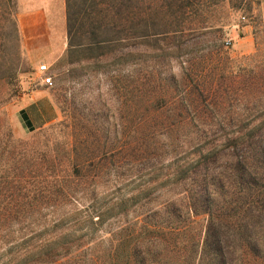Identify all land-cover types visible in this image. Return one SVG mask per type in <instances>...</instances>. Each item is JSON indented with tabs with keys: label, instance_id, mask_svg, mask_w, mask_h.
Listing matches in <instances>:
<instances>
[{
	"label": "rangeland",
	"instance_id": "1",
	"mask_svg": "<svg viewBox=\"0 0 264 264\" xmlns=\"http://www.w3.org/2000/svg\"><path fill=\"white\" fill-rule=\"evenodd\" d=\"M184 1L192 6L143 0L148 35L119 23L102 35L111 42L77 35L71 47L67 23L64 35L31 34L23 12L33 0H0V264L198 258L209 215L186 212V195L201 196L192 174L207 163L210 188L224 194L232 137L264 128V0ZM38 89L57 117L28 128L20 109ZM215 198L214 207L227 199ZM172 207L184 221L167 228L159 222ZM251 214L226 210L224 264H264V223L245 235ZM148 215L160 226L135 224ZM79 226L89 234L76 247ZM218 258L211 250L208 264Z\"/></svg>",
	"mask_w": 264,
	"mask_h": 264
},
{
	"label": "trees",
	"instance_id": "2",
	"mask_svg": "<svg viewBox=\"0 0 264 264\" xmlns=\"http://www.w3.org/2000/svg\"><path fill=\"white\" fill-rule=\"evenodd\" d=\"M169 4L174 2H180L182 9H186L190 2H185L184 0H167ZM188 3V4H187ZM185 5V6H183ZM66 11H67V28L69 44L71 47L79 46L81 44H76L74 37L77 35H89L92 44H99L102 42H111L113 38L102 36L104 34H110L112 30L118 28L119 23H124V26L120 24L121 27H128V31H133V37L148 35L144 28L145 12L143 0H66ZM185 12V11H184ZM84 27L89 29L83 30ZM124 30L123 28H121ZM157 33V32H156ZM236 136L232 137L231 153L228 157L226 165L224 166L225 177L228 182L229 190L224 194L218 191H214L210 188L208 180L209 177L213 176L212 168L205 164L200 172L198 168L193 174V180L191 183H195L200 197L194 199V195H186L185 198L191 197L190 200L186 202V212L189 217L193 215H199L201 213H207L208 223L205 232V237L203 239V244L200 250H197L198 258L194 257L193 264H208L209 254L213 250L217 257H219L220 264L225 263V253L226 246L224 243V232L223 226L225 222L226 210L229 207H246L249 210L258 211L259 214H251L248 218L251 222V226H247V239H255L253 228L255 223H264V128L258 130L249 131H238ZM230 141V139H229ZM202 161H207V158L201 159ZM199 173L203 176L202 180L197 177ZM199 182V184H198ZM225 196L227 199H222L221 202L223 206L214 207V196ZM215 198V200H218ZM127 201H122V204ZM203 205H206L203 208ZM166 208V207H165ZM169 208V207H167ZM168 218L159 222L164 223L165 227L169 228L174 223L183 222L184 214L182 208L177 209L172 207L168 210ZM105 216H110L109 212H101L98 219H94L90 216V223L92 225L101 224ZM155 216V215H154ZM153 216V217H154ZM152 215H148L145 218L139 219L135 224H142V228L149 225L160 226L159 223L152 224L150 220ZM246 215L243 217L245 219ZM243 225V224H242ZM5 227H0V236L4 237L2 234ZM85 227L79 226L74 230L75 238L73 240L78 241L76 247H79V242L87 237L89 232L84 230ZM178 228L174 227L172 231H176ZM72 241V240H71ZM83 243V242H82ZM74 242L71 244L72 247ZM247 245L250 246V241L248 240ZM66 244L61 246V252L69 253L71 248H64ZM252 247V246H251ZM162 252V251H160ZM138 253V251H136ZM44 255H52L51 252L46 251ZM39 257L42 253L38 254ZM35 258V256L33 257ZM93 263L97 264L95 258H92ZM145 259V258H144ZM192 257L171 259L174 262L186 263L191 260ZM170 261V260H169ZM171 262V261H170ZM168 264V261H167Z\"/></svg>",
	"mask_w": 264,
	"mask_h": 264
},
{
	"label": "crops",
	"instance_id": "3",
	"mask_svg": "<svg viewBox=\"0 0 264 264\" xmlns=\"http://www.w3.org/2000/svg\"><path fill=\"white\" fill-rule=\"evenodd\" d=\"M29 21L28 28L32 35L65 34L67 23L66 0H33L24 12ZM51 18H58L61 31L51 27ZM41 30V31H40ZM57 108L50 96L42 89L29 95L20 109V116L28 128H35L53 121L57 117Z\"/></svg>",
	"mask_w": 264,
	"mask_h": 264
},
{
	"label": "built area",
	"instance_id": "4",
	"mask_svg": "<svg viewBox=\"0 0 264 264\" xmlns=\"http://www.w3.org/2000/svg\"><path fill=\"white\" fill-rule=\"evenodd\" d=\"M228 44H230V41L228 42ZM39 69L42 73H46L49 71V66L47 64H42L40 65ZM42 80L45 85L53 84V77L51 75L43 77Z\"/></svg>",
	"mask_w": 264,
	"mask_h": 264
}]
</instances>
